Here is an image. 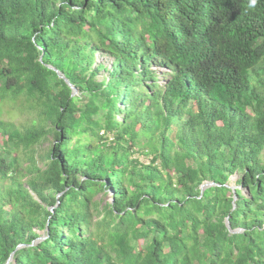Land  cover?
Here are the masks:
<instances>
[{
  "label": "trees",
  "instance_id": "16d2710c",
  "mask_svg": "<svg viewBox=\"0 0 264 264\" xmlns=\"http://www.w3.org/2000/svg\"><path fill=\"white\" fill-rule=\"evenodd\" d=\"M0 264H264V0H0Z\"/></svg>",
  "mask_w": 264,
  "mask_h": 264
},
{
  "label": "rangeland",
  "instance_id": "374dc122",
  "mask_svg": "<svg viewBox=\"0 0 264 264\" xmlns=\"http://www.w3.org/2000/svg\"><path fill=\"white\" fill-rule=\"evenodd\" d=\"M98 55L100 56V53H98ZM103 58H104V61L106 63H108V64L111 63L110 57H104L103 56ZM99 59H101V58H99ZM102 73L103 72H101V74ZM23 104H25V103L23 102ZM21 106H22V104H21L20 100L7 102L4 105L3 117L6 119L13 120L17 123H27L28 120H30L31 117L33 116L32 112L28 108L22 109ZM49 144H50L49 139L48 140L43 139L38 144H36V146L34 148V156L36 157V159L38 160V163L40 165H43V159H42L41 155L44 154V152L47 150V148L49 147ZM135 156L139 157L142 161H145V162H148L150 159L149 156L142 154V153H136ZM235 179H236V176H233V179L231 180V183H230V186L232 188L237 186L235 184Z\"/></svg>",
  "mask_w": 264,
  "mask_h": 264
},
{
  "label": "water",
  "instance_id": "95a60500",
  "mask_svg": "<svg viewBox=\"0 0 264 264\" xmlns=\"http://www.w3.org/2000/svg\"><path fill=\"white\" fill-rule=\"evenodd\" d=\"M72 86V88H73V94H76L78 91H77V89L73 86V85H71ZM214 184V182H210V181H208V182H206L205 184H203L202 185V192L204 191V189L206 188V187H208V186H211V185H213ZM237 187V186H236ZM236 187H234L233 189L235 190V188ZM235 199H237V196H235ZM227 225H228V227H230V222H229V220H227ZM241 230V229H240ZM240 230H231L232 232H236V231H240ZM21 246V245H20ZM13 255V254H12ZM12 259V256H11V258L7 261V263L10 261Z\"/></svg>",
  "mask_w": 264,
  "mask_h": 264
},
{
  "label": "clouds",
  "instance_id": "9594fccd",
  "mask_svg": "<svg viewBox=\"0 0 264 264\" xmlns=\"http://www.w3.org/2000/svg\"><path fill=\"white\" fill-rule=\"evenodd\" d=\"M258 0H248V7L255 8L257 5Z\"/></svg>",
  "mask_w": 264,
  "mask_h": 264
}]
</instances>
